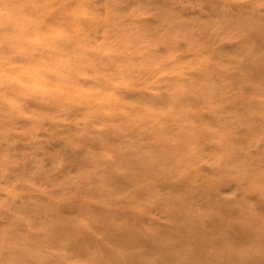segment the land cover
Listing matches in <instances>:
<instances>
[{
  "label": "rangeland",
  "instance_id": "rangeland-1",
  "mask_svg": "<svg viewBox=\"0 0 264 264\" xmlns=\"http://www.w3.org/2000/svg\"><path fill=\"white\" fill-rule=\"evenodd\" d=\"M263 196L264 0H0V264H128L107 224L216 239Z\"/></svg>",
  "mask_w": 264,
  "mask_h": 264
},
{
  "label": "bare ground",
  "instance_id": "bare-ground-1",
  "mask_svg": "<svg viewBox=\"0 0 264 264\" xmlns=\"http://www.w3.org/2000/svg\"><path fill=\"white\" fill-rule=\"evenodd\" d=\"M135 153L133 151L131 154L135 155ZM123 156L126 158L127 154ZM137 161L139 164L136 166L132 165L129 160L124 159L125 164L122 166L128 169V173L134 174H129L132 176L128 175L123 178V183L138 182L143 175L152 174V169H155L158 164L157 159L151 157H139ZM111 164L114 165V162H111L110 166ZM115 168L104 170L102 175L109 176L112 173L116 175ZM147 169L150 171L148 174ZM170 169L177 170L174 167ZM138 170L141 171L136 174ZM142 171L145 173H142ZM179 191L185 192L188 191V188L181 187ZM189 199L190 195L186 197L184 202ZM262 199L264 200V196ZM263 205L262 207L256 206L258 212L264 211ZM238 207L220 209L209 220L196 219L197 223H203L207 228L220 231L221 235L216 239L211 238L206 232L200 238H196L184 231L182 227H178L172 241L157 237L153 245L147 248L135 249L133 247L138 246L136 241L139 240L140 233L134 231L126 219L120 220V223L115 226L106 222L103 223L104 225L107 224L106 228L103 225L101 226L105 228L104 234L106 237L114 240L125 238L134 240L124 252L126 257L131 260L128 264H198L199 259L204 263L217 260L219 264H256L258 261L264 264V213L255 215L253 212H246L243 208L239 209ZM181 218L186 220L188 213H181ZM234 230L238 231L237 237L232 235ZM55 231H57V227H55ZM198 241L201 242L200 247L197 245ZM233 247L236 249L244 248L243 254L237 256ZM77 253L84 254L81 250H77ZM100 263L101 259L96 258L94 264ZM111 264L123 263L113 259Z\"/></svg>",
  "mask_w": 264,
  "mask_h": 264
}]
</instances>
